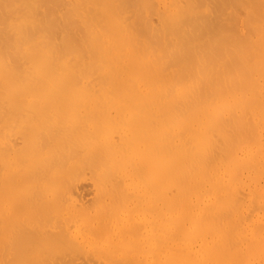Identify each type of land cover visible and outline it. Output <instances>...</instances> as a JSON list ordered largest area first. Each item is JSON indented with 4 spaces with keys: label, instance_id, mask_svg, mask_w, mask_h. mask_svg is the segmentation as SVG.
<instances>
[{
    "label": "bare ground",
    "instance_id": "1",
    "mask_svg": "<svg viewBox=\"0 0 264 264\" xmlns=\"http://www.w3.org/2000/svg\"><path fill=\"white\" fill-rule=\"evenodd\" d=\"M262 176L264 0H0V264H264Z\"/></svg>",
    "mask_w": 264,
    "mask_h": 264
},
{
    "label": "rangeland",
    "instance_id": "2",
    "mask_svg": "<svg viewBox=\"0 0 264 264\" xmlns=\"http://www.w3.org/2000/svg\"><path fill=\"white\" fill-rule=\"evenodd\" d=\"M262 178H264V176H262ZM86 197H87V196H86ZM88 197H89V196H88ZM88 197H87V198H88ZM89 198H90V197H89Z\"/></svg>",
    "mask_w": 264,
    "mask_h": 264
}]
</instances>
